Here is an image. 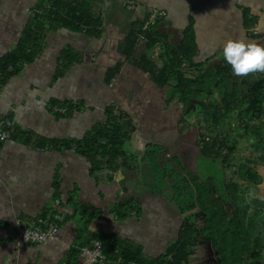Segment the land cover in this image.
I'll list each match as a JSON object with an SVG mask.
<instances>
[{
	"label": "crops",
	"instance_id": "0c3cea01",
	"mask_svg": "<svg viewBox=\"0 0 264 264\" xmlns=\"http://www.w3.org/2000/svg\"><path fill=\"white\" fill-rule=\"evenodd\" d=\"M5 1L0 0V14L6 16L10 12L1 6ZM11 1L10 6H17L22 13L26 11L25 19L20 16L22 26L10 38L12 34L6 33L7 16L4 17L0 24V54L10 51V45L16 46L21 41L33 19V7L40 0H30L22 7V0ZM94 1L97 3L95 10L100 11L99 0ZM132 1L133 13L127 10L126 0H113L109 16L105 18L106 34L102 38L67 29L46 34L42 51L35 61L25 65L0 89V118L11 117L16 125L15 132L0 145V264H66L69 249L81 243L88 246L96 232L118 234L127 242L142 246L145 254L156 255L164 252L169 236L171 239L177 234L178 226L172 220L158 235L162 241L161 249L154 252L147 245L152 241L154 221L145 218L144 213L154 209L158 222L166 221L162 206L167 205V199L145 191L134 192L140 178L136 170L142 161L125 164L113 174V164L103 165L100 172L92 173L90 161L75 148L38 145L41 140H83L105 121V107L117 103V109L133 119L136 126L131 139L124 144L127 154H135L141 160L149 145L157 142L169 149H177L175 155L182 157L185 151L191 155L197 149V129L191 128L189 133H180L167 140L172 122L170 109L181 106V115L177 114L175 118V124L180 125L183 104L167 105L164 92L152 85L146 73L122 61L117 44L135 18V12L139 10L137 5H141L163 16L159 28L172 42L180 40L181 31L193 20L198 46L194 59L211 62L221 55L226 41L236 40L232 32L239 26L248 42L264 43V39H254L247 31L258 36L264 34V0ZM244 12L250 19L246 27ZM65 49L70 50L72 63L56 76L60 55ZM121 61L122 65L109 85L105 82L106 71ZM52 99L74 101L81 109L67 116H57L55 106L47 105ZM194 123L196 125V120ZM156 133L165 135L164 140L155 139ZM26 136L31 137L28 143L24 141ZM142 167L146 172L147 164L143 163ZM131 192L142 211L138 217L132 215L118 220L113 211L115 205L120 199L132 196ZM59 207L65 208L66 213L56 239L23 249L16 247L13 237L17 220L31 222L50 208L57 210ZM77 264L91 263L81 257Z\"/></svg>",
	"mask_w": 264,
	"mask_h": 264
},
{
	"label": "trees",
	"instance_id": "16d2710c",
	"mask_svg": "<svg viewBox=\"0 0 264 264\" xmlns=\"http://www.w3.org/2000/svg\"><path fill=\"white\" fill-rule=\"evenodd\" d=\"M112 2L113 0H99L100 11L95 10L97 3L94 0L37 2L33 7V19L27 25L21 41L0 56V89L39 56L46 34L67 29L89 37H104L105 18L109 16ZM124 4L133 13V1L126 0ZM137 7L139 10L135 12V18L130 21L125 36L117 44V53L124 63L147 74L152 85L164 92L167 105L183 104L180 124L186 118L184 115H192L195 113L192 107L198 106L196 124L200 128L197 129V149L192 154L193 158L195 156L194 160L197 161L199 155H220L223 156L221 160L229 161L234 147L228 148L224 155L221 153L228 136L224 134L220 142L216 143V127L220 128L233 110L238 112L239 123L243 126L241 135L252 133L258 139L257 144H260L261 139L264 140V74H250L242 78L244 82H241V78L232 74L230 65L224 60L223 48L220 50L222 58L216 68L208 66V59L196 61L194 58L198 46L193 20L181 31L180 40L172 42L171 38H165L166 34L159 28L163 16L149 11L147 7ZM243 18L246 27L250 20L248 14L244 12ZM247 31L254 39H264V34L258 36ZM69 51H62L56 76L61 75L72 63ZM155 52L157 53L153 55ZM122 61L107 69L106 83H112ZM47 105L50 108L55 106L57 116H67L81 109L79 104L70 100L52 99ZM104 114L105 121L83 140H41L42 143L38 146L45 147L48 144L51 147L75 148L90 161L92 173L100 172L103 165H115V169L111 171L113 174L125 164L137 161H142V165L147 164L146 172L142 165L136 170L140 178L137 187L133 184L132 189L135 187L134 192L137 194L145 191L157 198L169 191L167 205L162 206L163 212L167 216L171 212V222L173 220V224L178 226V231L170 239L164 252L156 255L145 254L142 246L127 242L126 238L118 234L96 232L93 241L101 243L104 258L90 262L91 264H194L197 260L195 249L201 242L208 244L212 250L215 264H245L246 259H249L250 264H264L263 245L259 234H254L253 230L255 217L261 211L264 215V209L258 210L259 212L255 210L253 215L248 216V208L252 202H246L248 195L240 192L236 181L221 178L220 181L213 182L210 175H190L182 157L175 154L170 156L166 147L157 142L149 145L141 160L135 154H127L124 144L131 139L136 126L121 109L116 110L112 104L105 107ZM207 130L212 132L214 146L206 137ZM30 138L26 136L24 141L28 143ZM133 194L131 192L132 196L120 199L115 205L113 211L118 220L140 215L142 207ZM262 199L264 202V197ZM253 205L255 206V202ZM56 215L57 210L50 208L39 218L45 221V226L55 224L60 228L65 217L57 222ZM93 241L89 247L93 246ZM84 245L81 243L69 249L66 264L78 263L82 248L86 247Z\"/></svg>",
	"mask_w": 264,
	"mask_h": 264
},
{
	"label": "rangeland",
	"instance_id": "374dc122",
	"mask_svg": "<svg viewBox=\"0 0 264 264\" xmlns=\"http://www.w3.org/2000/svg\"><path fill=\"white\" fill-rule=\"evenodd\" d=\"M29 1L30 0H22L21 7L24 5V3H28ZM11 3H12L11 0H6L1 5V6H5L8 12H10L9 15H6L7 18H5L7 19L6 33L8 34V36L12 34L10 38L15 35V32L19 28V26H22V22H20V16H23V19H25V14H26V11L22 13V10L18 9L17 6L15 5L10 6ZM18 5H20V1L18 2ZM8 7H10V9H8ZM6 16L0 14V24L3 23L4 17ZM243 31L244 30L239 26L237 27V30L234 29L232 33L234 34L236 40L239 39L248 42V40L246 39V35L243 33ZM52 36L54 35H51L50 37ZM14 47L15 44H13L12 46L10 45L9 50ZM2 54H4V52L1 53L0 55ZM221 58H222V54L217 56L216 60H212L211 62H208V66L210 65L211 67L216 68L217 63H219ZM86 65L91 66L89 63H87ZM241 82H244L242 78H241ZM112 105L117 110L118 104L113 103ZM180 107H177L175 109H170V115H171L170 119L172 120V122L170 123V126L169 124L167 125L169 126L170 129L167 132L169 135V137H167V140H171L172 138L177 137L180 133L182 134L189 133V130H192L191 128L194 129L200 128L198 124L195 125L194 123V120L198 122V117L196 114L198 112L197 105L192 107L193 112L195 113H193L192 115L191 114L188 115L186 113L184 115V118L185 117L186 118L181 122V124L180 125L175 124V118H177V114H179L180 116L182 112V110L180 112ZM237 113L238 112H236V110H233V112H230V117L226 118V121L224 120V122L222 123L223 125L220 126V128L216 127V131L218 132V137L216 138L215 141L216 143L220 142L222 137H224V134H227L228 136L226 141V146H224V148L222 147L221 153L224 155L227 153L228 148L234 147L232 153L229 155L228 158L229 161L225 159L224 161L221 160V157L223 156L220 155L216 157L199 155L196 161L194 160L195 156L194 158L192 157L193 152L191 153V155H189L190 152L185 151L182 156V162L190 175H197L199 177H203V176L206 177L210 175L212 177L211 180L213 182H216V180L220 181L221 178H223L226 181H236L239 185L240 192H242V194L245 193L246 195H248L249 192L254 193L255 198L252 199L251 201L252 204L248 208V216H251L253 215V212L255 210L257 212H259L258 210H262L263 209L262 206L264 205L262 202L263 200L262 198L264 197V158L262 157L264 156V146H263L264 140L261 139L260 144L259 143L257 144L258 139L252 133L247 132L246 134L241 135L243 132V126L239 123ZM191 120H193V122ZM199 120H201V117H199ZM131 122L135 124V122H133V119L131 120ZM189 124H192L194 126L193 127L191 126L190 128ZM189 136L190 135H188V137ZM164 137L165 135L161 136L158 133H156L155 135V139H160L161 141L164 140ZM206 137H208L211 140L210 144L214 146L215 144H213L214 140H212L211 131L209 130L206 131ZM192 141L194 142V140ZM213 149L214 148H212L211 146V150ZM166 150L170 156L173 155L174 153H177V149L175 148L169 149L166 147ZM195 152L196 150L194 151V154ZM162 196L164 197V199H167L170 196V192L169 191L163 192L161 194V198ZM253 202H255V206L253 205ZM152 208L154 207L152 206ZM149 210L150 211L147 210L144 213V217L148 218V220L154 221V225H153L154 229L152 232V241L151 243H147V245L152 248V251L156 252V249L158 250L161 249L159 246L162 241H159L160 239H158L159 238L158 235H160V230L161 229L163 230V227L168 225L172 217L170 212L168 213V216L164 215L166 219L168 217L166 221L163 219L160 222H158L157 218H155L154 216L155 213L157 212H155L154 209L151 208ZM168 241H170V236L168 238ZM157 242L159 243L157 244ZM262 253H264V250H262ZM194 254L197 257V260L194 264H206L207 260L210 261L213 259L212 251L204 242L199 243ZM245 264H250L249 259L245 260Z\"/></svg>",
	"mask_w": 264,
	"mask_h": 264
},
{
	"label": "built area",
	"instance_id": "2783aa9c",
	"mask_svg": "<svg viewBox=\"0 0 264 264\" xmlns=\"http://www.w3.org/2000/svg\"><path fill=\"white\" fill-rule=\"evenodd\" d=\"M111 83H109L110 85ZM15 121L11 118H0V145L8 140L15 131ZM66 209L58 208L56 221L61 222L65 217ZM59 228L52 224L45 226V221L38 218L30 224L17 220L14 224L13 241L17 248L23 249L28 246H37L56 239ZM81 257L87 262H94L104 258L101 243L93 241V246L82 248Z\"/></svg>",
	"mask_w": 264,
	"mask_h": 264
},
{
	"label": "clouds",
	"instance_id": "9594fccd",
	"mask_svg": "<svg viewBox=\"0 0 264 264\" xmlns=\"http://www.w3.org/2000/svg\"><path fill=\"white\" fill-rule=\"evenodd\" d=\"M223 57L236 77L264 74V45L230 39L223 45ZM254 198L255 194L249 192L246 202L251 203Z\"/></svg>",
	"mask_w": 264,
	"mask_h": 264
},
{
	"label": "flooded vegetation",
	"instance_id": "af4514ba",
	"mask_svg": "<svg viewBox=\"0 0 264 264\" xmlns=\"http://www.w3.org/2000/svg\"><path fill=\"white\" fill-rule=\"evenodd\" d=\"M264 204V202H263ZM264 209V205L262 207ZM262 212V211H261ZM259 213V215H257L254 220V225H253V230H254V234H259L258 237H259V240H260V243L263 245V250H264V215H262V213ZM256 230V231H255ZM205 243V242H204ZM208 246V244H206ZM198 247V246H197ZM211 250V249H210ZM196 251V249H195ZM212 251V250H211ZM213 254V252H212ZM213 257V256H212ZM215 260H214V257L212 260H207L206 261V264H215Z\"/></svg>",
	"mask_w": 264,
	"mask_h": 264
}]
</instances>
